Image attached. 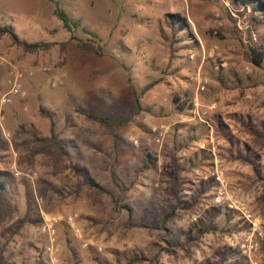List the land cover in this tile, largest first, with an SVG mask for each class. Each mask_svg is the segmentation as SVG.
<instances>
[{"label": "rangeland", "instance_id": "obj_1", "mask_svg": "<svg viewBox=\"0 0 264 264\" xmlns=\"http://www.w3.org/2000/svg\"><path fill=\"white\" fill-rule=\"evenodd\" d=\"M55 1L79 28H64L49 0H0V29L49 46L28 51L0 33V101L10 65L35 72L26 99L0 106V170L16 176L18 207L0 220L6 260L264 264V64L250 59L264 22L251 25L239 0ZM45 109L68 155L39 154L21 131L52 137ZM47 217L62 220L52 252Z\"/></svg>", "mask_w": 264, "mask_h": 264}, {"label": "trees", "instance_id": "obj_2", "mask_svg": "<svg viewBox=\"0 0 264 264\" xmlns=\"http://www.w3.org/2000/svg\"><path fill=\"white\" fill-rule=\"evenodd\" d=\"M49 1L54 4V15L63 23L64 28H66L70 32H73L74 29L80 27V24L73 23V20L71 19L69 13L66 12L64 9L60 8L59 4L55 0ZM238 5L245 11H247L249 7L252 8V11L250 13L251 25L260 26L264 22V0H239ZM170 17L180 20L178 26L181 32H185L186 29L188 30V22L185 19L181 18L179 15H171ZM84 30L88 32L86 29ZM0 33L10 35V37L17 45L24 47L28 51H39L49 47L48 45L43 43L30 44L26 41L21 40L19 36L15 33L13 27L1 28ZM88 34L93 35V37H97V35L92 32H88ZM250 51V59L252 64L258 68H262L264 64V45H262L261 47L252 48ZM152 87L153 86L146 87L145 92L150 91ZM180 109L184 108L180 107ZM42 114L51 121L52 137H50L49 139H43L37 136L33 129H28L26 126H23L21 128V131L32 137L35 142V145L39 148V154L46 153L49 155H53L55 154V151L58 150L59 155H61V153L68 155L67 148L63 147L60 144L59 138L55 134L56 120L51 114V111L45 109L42 110ZM88 118L94 122H99L102 124L105 123V120L99 117L88 115ZM6 150V145L0 142V160L5 157L3 154ZM75 172L77 175L84 178L86 184L91 189H100L98 183H96L95 179L91 176V174L87 171L86 168H81L79 165H75ZM15 185L16 176L12 172L0 170V220L12 218L14 213L18 211V207L14 202V195L16 194ZM25 223V219H19L9 228L10 239L14 238V236L20 235ZM191 238L195 237L192 235ZM5 246H2L0 248V264H13L8 262L5 258ZM39 264L43 263L39 262Z\"/></svg>", "mask_w": 264, "mask_h": 264}, {"label": "built area", "instance_id": "obj_3", "mask_svg": "<svg viewBox=\"0 0 264 264\" xmlns=\"http://www.w3.org/2000/svg\"><path fill=\"white\" fill-rule=\"evenodd\" d=\"M4 64H6V60L2 56V50L0 47V66H3ZM43 72L49 73L50 68L43 69ZM9 73H10V77L8 80V91L1 98L0 101L1 109L7 106H11L16 100L26 99L28 97V93L24 87V80L26 77H33L35 75V72L33 71L26 72L12 65H10ZM63 83H64V78L62 77L61 79L54 81L52 86L54 88H57L59 85ZM0 120L2 123L6 120L5 114L3 112L0 113ZM74 220L75 217H69L67 219V222L73 223ZM60 221H62L60 218H55V217L45 218L44 231L49 233L51 237V246L48 248L50 252H52L55 249L54 237L57 233L56 226ZM242 248L245 252L248 251L251 252L252 250V246L251 245L249 246L247 244H244Z\"/></svg>", "mask_w": 264, "mask_h": 264}, {"label": "crops", "instance_id": "obj_4", "mask_svg": "<svg viewBox=\"0 0 264 264\" xmlns=\"http://www.w3.org/2000/svg\"><path fill=\"white\" fill-rule=\"evenodd\" d=\"M42 2H44V0H42Z\"/></svg>", "mask_w": 264, "mask_h": 264}]
</instances>
